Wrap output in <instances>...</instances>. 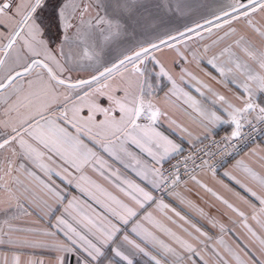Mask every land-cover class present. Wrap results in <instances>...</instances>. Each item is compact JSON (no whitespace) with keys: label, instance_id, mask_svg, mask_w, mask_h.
<instances>
[{"label":"snow or ice","instance_id":"obj_1","mask_svg":"<svg viewBox=\"0 0 264 264\" xmlns=\"http://www.w3.org/2000/svg\"><path fill=\"white\" fill-rule=\"evenodd\" d=\"M155 7L183 13L190 5L163 0ZM147 8L141 0H0V246L11 253H0V264H264V140L250 148L258 169L243 159L233 166L247 180L224 172L240 189L223 185L238 203L188 173L224 205L225 224L176 191L180 162L170 160L184 147L159 128L168 119L192 146L186 172L191 161L192 172L207 169L213 177L217 155L232 158L264 137V0H224L182 27L150 23L140 15ZM173 97L195 112L200 133L171 118L166 105ZM222 124L230 126L228 135L197 148ZM89 168L127 199L95 184ZM57 180L92 199L86 185H94L111 218L81 217V201L69 199ZM148 186L194 209L219 234L214 238ZM33 213L45 227L14 225ZM37 248L53 258L24 259L19 251Z\"/></svg>","mask_w":264,"mask_h":264},{"label":"crops","instance_id":"obj_2","mask_svg":"<svg viewBox=\"0 0 264 264\" xmlns=\"http://www.w3.org/2000/svg\"><path fill=\"white\" fill-rule=\"evenodd\" d=\"M216 31L215 29L213 30ZM219 35H223L222 32L218 33ZM207 36V34H205ZM216 36L213 35L211 39H215ZM211 39H208L206 41H201V44L203 43H211ZM219 47H223V44H221ZM219 47L213 49L212 51L218 52ZM211 55V52L209 53ZM201 78L207 79V77H204L202 73H198ZM194 89V86H193ZM189 90V89H186ZM166 91V89H165ZM196 93L193 90V95ZM164 93L161 92L160 96L163 97ZM168 108L169 114L172 119H175L177 123H180L182 125L188 126L195 134L200 133L201 130L196 126L195 119L196 114L191 109H187V106L183 104V101L179 98L173 97L168 104L166 105ZM159 128L161 131H163L166 135H168L170 138L175 140L177 143H181L183 147L190 146V144L187 143L186 140L182 139V135L180 133V130L173 125L172 127L169 126V120L162 118L159 123ZM231 128L227 124H222L218 127H215L213 129V135L220 133V132H230ZM210 136V137H211ZM201 140L203 139V136H201ZM264 140V137L254 143L249 148L245 149L242 153H240L236 158H234L231 162L226 164L222 169L216 172L215 177H213L212 173L206 169L203 171H199L195 175H197L198 179H200L203 183L207 184L208 187L212 188L215 192L222 195L226 199H229L233 203H238V201L235 200V198L231 195L230 192L226 190V188L223 185H228L231 188H235L236 190L240 191L239 187L235 185L234 181L230 180L228 177L224 176L225 171H233L234 175H236L238 178L247 180L246 175L243 173L240 169H234L233 166L236 164L237 160H245L246 163H249L250 165L256 167L258 169V164H256L257 157L250 155V148L256 147L258 144H261V141ZM200 142H197V144ZM134 153H136L140 159L144 162L151 163L150 158L145 153H141L139 149L135 148L134 146L130 149ZM97 151H100L97 149ZM104 159L108 160L109 163L112 165L113 169H119L122 175H125L129 177L130 179L135 180L137 183H141V186H145L144 182H142L139 177L135 175V172L131 169H125L121 164L112 161L107 154L101 153ZM87 176L91 178L92 181L95 182V184H98L106 190V192L111 193L114 196H117L120 199L126 200L127 198L123 196L122 193L118 191V189L114 186L110 180L105 179L104 177L100 176L97 172L92 171L90 168L86 170L85 173ZM187 184H184V181L177 186L176 191L180 192L182 195L186 196L187 199L192 200L198 207L203 208L206 213H209L211 215L217 216L218 219H220L225 224H228L227 216L225 215V212L227 211L220 203V201L216 200L210 193L206 192L204 189L200 188L198 185L194 184L189 178L186 179ZM222 182V183H221ZM250 182V181H249ZM57 183L61 184L62 188L66 189V192L68 193V198L71 199L72 196L78 197V199L81 201V205L78 208V212L81 217L87 216L91 219H97L100 216H108L110 215L107 212L106 208L101 204L97 203L96 201H103L104 203H109L105 197V195L98 191L96 187L92 184L86 185V187L89 189V191L95 196V199H92L87 194H82L74 185L72 186H66L65 184L61 183L59 180H57ZM187 189V191L185 190ZM148 190H152L150 186H148ZM153 191V195L156 196L155 190ZM157 197V196H156ZM159 198V197H157ZM163 198L165 203L170 204L172 207H176L177 210H181L182 214L189 215L190 219H193L194 221H199L200 224L204 225V230L208 231L210 235H212L214 238L219 234V230L217 229H211L210 225L207 224V221L200 218L199 215L196 213L194 209H182V206L179 205L178 201L173 199L171 196L167 195ZM67 203V201H65ZM155 205L146 206L144 209H141L139 211V216H143L145 212L153 211ZM241 207H243L241 205ZM63 209H61L60 212H57L56 215H60ZM75 214V213H74ZM157 218L163 221V217L160 214H156ZM52 222H54V218H51ZM86 222V221H85ZM167 223L166 221H164ZM14 225L19 228H34V227H45L46 221L41 220L39 216H37L35 213H33L31 216H21L18 221L14 222ZM170 227H175L173 225H169ZM229 227H232V225H228ZM0 227H3V217H0ZM130 227V225H129ZM235 227H239L236 225ZM234 237L226 236L225 240L228 243H231ZM20 253L22 254V258L28 259L29 257L33 258H39L44 260H50L53 258V254L49 249L44 248H37V249H20ZM0 253H7L11 255V253L8 251L7 246H0ZM72 264H74V261H72Z\"/></svg>","mask_w":264,"mask_h":264},{"label":"rangeland","instance_id":"obj_3","mask_svg":"<svg viewBox=\"0 0 264 264\" xmlns=\"http://www.w3.org/2000/svg\"><path fill=\"white\" fill-rule=\"evenodd\" d=\"M142 3L148 5L147 10L141 9L140 15L149 18V22H158L160 19L166 23L182 27L184 23H190L191 20L199 19L202 15H206L209 10L213 9L218 3L224 0H187L190 8H185L183 13L168 11L167 8H156L157 3H163V0H141ZM174 4L175 0H171Z\"/></svg>","mask_w":264,"mask_h":264},{"label":"built area","instance_id":"obj_4","mask_svg":"<svg viewBox=\"0 0 264 264\" xmlns=\"http://www.w3.org/2000/svg\"><path fill=\"white\" fill-rule=\"evenodd\" d=\"M229 133H230V132H220V133H217V134H215V135L209 137L208 139L203 140L202 143H198V144H197V148H202V147H204L205 145L211 146V140H212V139H215V140L219 141L222 137L228 135ZM262 138H263V137H257V138H256V142L259 141V140L262 139ZM256 142H255V143H256ZM253 144H254V143H253ZM253 144H251L250 146H252ZM250 146L244 147V150L247 149V148H249ZM192 150H193V149H192V146H191V145H190V146H187V147L184 148V152H183V154L177 155V156H175V158H172V159L170 160V164H171V165H176V164H178V162H180V164H179V168H180V172H179V174H180V176H181V183H182L183 181H185L186 179L189 178V175H188L189 172H191V174H194V175H195L196 173H198V172L200 171V169H198V168L195 170V172H192V171H191V170L195 167V166L192 164L191 161H188V165H187L188 172H186V170H185V167H184V164H183L184 158H185V156H187V155L189 154V152L192 151ZM244 150H243V151H244ZM243 151H241L240 153H242ZM240 153H239V154H240ZM239 154L235 155V156L232 157V158H221L219 155H217V156L215 157V159L212 161V162L216 165V172L219 171L220 169H222L226 164H228L229 162H231V161H232L234 158H236ZM196 163L198 164V163H199V160H197ZM170 164L166 162L165 165H164V167L167 169V168L170 167ZM206 170H207V169H206ZM155 194H156V196L159 197V198H160V197H165V196L168 195L167 192H162V191H159V190H155Z\"/></svg>","mask_w":264,"mask_h":264}]
</instances>
